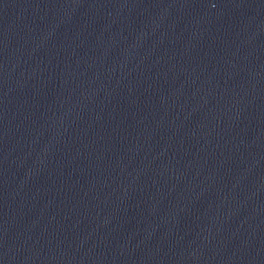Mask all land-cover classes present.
Wrapping results in <instances>:
<instances>
[{"label": "water", "instance_id": "water-1", "mask_svg": "<svg viewBox=\"0 0 264 264\" xmlns=\"http://www.w3.org/2000/svg\"><path fill=\"white\" fill-rule=\"evenodd\" d=\"M31 264H264V0H191Z\"/></svg>", "mask_w": 264, "mask_h": 264}]
</instances>
